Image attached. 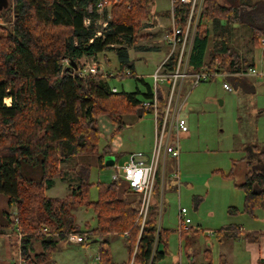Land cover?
I'll return each mask as SVG.
<instances>
[{"label": "trees", "instance_id": "obj_1", "mask_svg": "<svg viewBox=\"0 0 264 264\" xmlns=\"http://www.w3.org/2000/svg\"><path fill=\"white\" fill-rule=\"evenodd\" d=\"M100 2L110 6L102 30L98 26L102 18ZM0 3L4 4L2 0ZM153 4L154 0H8L2 9L0 19L7 26L0 28V196L8 199L9 207H16L17 224L25 234L22 256L27 264L51 262L60 240H66L72 232L98 240L99 264H115L109 250L113 235L124 237L131 264H156L165 257L171 231L159 223L161 175L143 228L139 217L141 196L125 181L113 180L110 185H99L98 202H88L97 213V227L82 231L75 224L72 208L87 202L88 187L93 185L88 180L90 165L70 164L64 169L77 156H96L101 167H106V157L119 158L110 144L101 148L104 136L98 125L99 115H106L119 131L125 126L126 115L150 113L143 103L153 98L152 84L135 75L130 50L149 38L140 32ZM188 12L187 6H175L181 26ZM234 25L246 28L250 46L258 47L264 38V2L203 1L188 60L191 74L240 72L255 66L232 46ZM111 53L118 61L115 77L126 78L125 73L130 72L144 91L137 87L134 92H114L110 84L113 78L80 76L83 59L97 60L100 65L102 56L111 68ZM177 59L178 53L169 56L168 70H174ZM241 80L231 81L237 87L245 86ZM168 94L167 85L160 88V111L166 107ZM7 99L10 106L5 103ZM251 150L261 163H247L248 172L240 185L245 196L243 212L250 215L264 208V147L253 145ZM232 176L233 172L228 175ZM56 178L69 183L70 193L65 199L46 194ZM165 187L166 176L163 192ZM233 212L238 210L231 208ZM7 216L12 226L16 219L13 222L10 214ZM36 242L41 245L39 253H33Z\"/></svg>", "mask_w": 264, "mask_h": 264}, {"label": "rangeland", "instance_id": "obj_2", "mask_svg": "<svg viewBox=\"0 0 264 264\" xmlns=\"http://www.w3.org/2000/svg\"><path fill=\"white\" fill-rule=\"evenodd\" d=\"M7 1L2 0L4 4L1 5L0 14H2V9L5 8ZM155 3L160 11L171 9L170 0H158ZM153 10L154 4L149 19L143 22L140 34H144L146 27L149 26L148 24L152 22H156V25L160 24L162 19L159 18L157 21L155 16L161 17V15ZM100 12L102 18L98 26L99 30H102L105 28L106 19L109 18L110 6L104 7ZM6 26L7 23L0 19V28ZM244 35L243 31H236L235 37L231 39L232 46L242 57L257 56L256 68L264 71V67L259 60V50L256 46L249 47L250 35L247 34L248 39L244 38ZM146 39L144 38L138 42L130 50V53L133 56L135 75L143 77L147 83L153 84L152 74L156 69V65L162 62L172 49L165 45L163 39H156L148 43L143 42ZM150 45L159 46L161 53L155 50L143 52ZM247 46L251 50V54L247 51ZM261 52L264 54L263 51ZM108 56L112 61V66L109 69L102 56L98 60L107 72L113 73L118 67V61L114 54L111 53ZM82 62L88 66H91L94 62L98 64V61L93 59H83ZM195 80L193 76L189 77L183 85L185 104L182 116L188 123L189 133L186 137L182 136L181 138L178 160L171 158L168 160L166 187L159 199L162 202L159 223L161 225L163 216V228L171 231L168 238L169 257L164 264H174L175 261H179L181 258L183 264H189V254L191 252L196 257V263H202L204 255L207 253L206 244L208 245V240L213 243V250H210L213 264H218L220 248L214 237L216 234L208 238L206 233L208 231L219 232L237 220L238 216L230 215L231 206H229L228 201L234 203L240 197L242 203L244 202L243 191L236 189L235 181L231 179L229 181L225 176L229 175L233 164L253 157L251 150L253 145L264 147V76L241 80L244 85H251V91H248L245 87H236L232 84L233 91L228 92L224 90L223 83L218 78L213 77L196 85ZM110 84L120 92H134L137 87L144 91V86L133 77L113 78L110 79ZM5 103L10 106L11 100L7 99ZM140 114L143 113L129 114L130 117L125 120V128L120 132L125 146L123 152H121L122 154H118L119 166L124 165L127 161L128 158L123 153L128 151V148L132 152L144 153H150L153 149L152 144H154L155 137L153 115L144 113L143 117L140 118ZM98 125L104 136L101 148L106 144H110L112 147L113 135L115 134L111 129L112 123L103 114L98 117ZM118 128L119 126L117 130ZM95 157L77 156L64 166V169L67 170L70 164L71 167L79 163L90 165L88 180L93 185L88 187L87 202L72 208L75 224L82 231L97 227V213L94 206L88 204V202L95 203L100 200L99 185H110L113 182L115 172L114 168L108 164L111 157H106V167L98 165L97 157ZM257 163L261 162L257 160ZM71 173L76 175L74 171ZM177 174L179 175V181L174 178ZM33 178L35 177L33 176ZM68 188V181L63 182L56 178L54 187L47 190L46 194L48 197L65 199L70 193ZM8 204V199L0 196V234H3L0 235V264H11L19 257L18 234L14 227L16 223L13 221L16 219V207H9ZM180 208H185L188 211L187 217L192 220V226L196 227L193 231H197L199 225L205 231V234L200 233L193 237L186 234L182 249L177 234L178 231H176L180 229ZM210 211H214L216 216L213 218L208 216ZM7 214H10V218L14 222L12 226H9ZM110 240L109 250L114 263L130 264L131 256L124 237L116 235ZM32 247L33 253L42 251L41 245L37 242ZM100 250L101 245L97 239H90L84 245L69 243L67 239L60 240L58 248L52 255L51 262L47 264H99Z\"/></svg>", "mask_w": 264, "mask_h": 264}, {"label": "built area", "instance_id": "obj_3", "mask_svg": "<svg viewBox=\"0 0 264 264\" xmlns=\"http://www.w3.org/2000/svg\"><path fill=\"white\" fill-rule=\"evenodd\" d=\"M204 0H170L172 17L170 19V32L166 36V42L171 47V54L178 53V59L174 70H168L166 63L169 57L162 62L152 75L153 98L143 103V107L149 111L154 118L155 137L153 149L150 153L135 152L128 156L124 165L119 166L118 162L114 164L113 180H123L127 183L131 191L141 196L139 207V217L142 219V228L145 224L150 208L154 203L155 188L158 175H161L162 184L166 176L168 160H178L180 156V141L182 135L189 131L188 123L182 116L185 100H183V85L186 79L194 77L195 85L201 81H207L209 78H218L223 83L224 90L232 92L233 88L229 83V78L235 76L245 77H261L264 72L256 68L236 71H213L199 72L191 75L188 70V60L191 53L192 44L195 38L196 29L200 19ZM187 6L189 12L184 26L179 24V19L175 17V6L178 4ZM105 7L103 2L98 4L101 11ZM261 51L264 52V38L259 40ZM83 70L80 76H102L104 78H116L113 72H107L97 63L91 66L83 63ZM127 77L131 76L130 72H126ZM167 85L169 94L166 107L160 111L159 90ZM114 92L117 90L114 88ZM177 177V175H175ZM163 190V187H162ZM162 203V202H161ZM187 210L183 208L180 212L181 222L179 233L190 231L189 224L191 220L186 218ZM15 230L18 234L19 241V257L11 264H27L22 256V240L25 234L18 226L16 219ZM57 235V234H54ZM69 243L84 245L89 239L86 234L70 233L67 238Z\"/></svg>", "mask_w": 264, "mask_h": 264}, {"label": "crops", "instance_id": "obj_4", "mask_svg": "<svg viewBox=\"0 0 264 264\" xmlns=\"http://www.w3.org/2000/svg\"><path fill=\"white\" fill-rule=\"evenodd\" d=\"M156 1H158V0H154V10L153 11L156 13H159L161 15V17L155 16V19H157V21L159 20V18L162 20H161L160 24H158V25H156V22H152V23L148 24L149 26L146 27L145 32L142 35H148L149 38H147L143 42L148 43V42H152L153 40H156V39H163V41H165V43H166L165 45L168 48H170V46L166 42V36L170 32V19L172 17V12H171V9L168 11H160L156 6V3H155ZM261 1L264 2V0H261ZM240 30L243 31L244 34L246 35V36L244 35V38H247V34H249L248 31L239 25H234L232 28V39L235 37L236 31H240ZM248 42H249L248 45L250 47V40ZM147 47H148V49L146 51H143V52H151V51L155 50V51L161 53V48L157 45L156 46L150 45ZM257 49L260 52L259 60L261 62V65L264 67V60H263V56H262L263 53L261 52L260 46H258ZM247 51L249 52V54H251V50L248 49V46H247ZM252 53H254V52H252ZM141 54H137V55H141ZM169 56H170V53L168 54V56L166 58H164V60L162 62H164ZM132 57L133 56L130 53V59L133 62ZM242 58H245L246 60L255 64L254 67H249V68H256L257 56L251 57V58L243 56ZM162 62H160L156 65V69ZM99 66L102 67V65H99ZM249 68H244L243 70H246ZM134 71H135V68H134ZM262 72H264V71H262ZM140 78H143V77H140ZM247 78H257V77L235 76V77L229 78V83L232 86V84L234 85V83L231 81L232 79H247ZM239 87H245L248 91H251V89H252L251 85L249 86L248 84L245 86H239ZM114 88L117 90L116 87H114ZM143 115H144V113L140 114V118L143 117ZM128 117H130V116L126 115L124 117V122ZM117 127H118L117 125L112 124L111 129L115 133L114 138L112 140V142H113L112 143V150L116 154H119V153L123 152L122 150H123L125 144H124V142L120 136V132L123 128L121 130L117 131ZM124 128H125V126H124ZM188 133H189V131L187 133L183 134L182 136L186 137L188 135ZM154 136H155V123H154ZM152 146H153V144H152ZM245 152H246V149H245ZM132 153H135V152H132L128 148V151H124L123 155L125 154L128 158V156ZM113 158H115V157H113ZM117 162H118V159L115 158V163H117ZM248 162H252L254 165V164H256L257 159L253 156V157H251V159H249V158L243 159V162H238V163L234 162L235 164H233V167L229 172V174L231 172H233V176L232 177L225 176V178L228 179L229 181H230V179L234 180L236 183L235 184L236 189H239L240 191H243L240 188V185H242L244 183L246 174L248 172V164H247ZM111 167H114V166H111ZM174 178H175V180L179 181V175L178 174H177V177L174 176ZM162 187H164V183L161 184V195L163 194ZM244 201H245V196H244ZM228 204H230L229 206H231V208H236L238 210V212H236V213H234V212L230 213V215H232V216H238L237 220H235L234 223L229 225V227H226V228H230L227 231H224L221 233H219L218 231H216V232L208 231L206 233L208 238L213 237V235H215V234L217 235V236L215 235L214 237L216 238L217 245L220 248L218 264H259L260 260H264V208H259L252 215H250V214L243 212L244 202L242 203V199L240 197L234 203L232 201L231 202L228 201ZM182 209L183 208H180V210H179L180 218H181L180 212ZM187 216H188V211L186 214V218H188ZM208 216H211V218H213L216 215H215L214 211H210L208 213ZM161 226L163 227V216H162ZM189 227H190V231H188L186 233L187 236L192 235V237H193V236H196L197 234L199 235L200 233L205 234V231H203L201 229L202 228L201 225H199L197 227V229H198L197 231H193L194 228H196V227L192 226V220L189 224ZM176 231H178L177 234L179 236L180 247L182 249V247L185 244L183 239H184V236H186V234H183V233L180 234L179 230H176ZM0 235H3V234H0ZM112 237H116V235H114ZM207 242H208V245L206 244V246H207L206 252L207 253L204 255V261L200 264H207V263L213 264L212 255H211V251L213 250L212 249L213 243L210 240H208ZM160 251L164 252L165 251L164 247H161ZM165 252H166L165 257L163 259H161L160 261H158L156 264H164L165 263V261L169 257L168 247H167V250ZM195 258L196 257L194 255V253L191 252L189 254V262L188 263L190 264L192 261L196 262ZM177 262H178V264H183V259L181 258L179 261H175L174 264H177Z\"/></svg>", "mask_w": 264, "mask_h": 264}, {"label": "water", "instance_id": "obj_5", "mask_svg": "<svg viewBox=\"0 0 264 264\" xmlns=\"http://www.w3.org/2000/svg\"><path fill=\"white\" fill-rule=\"evenodd\" d=\"M0 8H1V3H0ZM108 164H109L110 166H114V164H115V160H114L113 157H111V159L108 161Z\"/></svg>", "mask_w": 264, "mask_h": 264}]
</instances>
